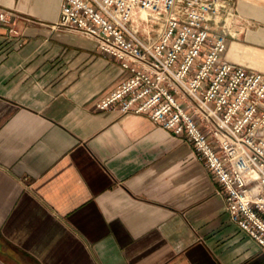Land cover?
Segmentation results:
<instances>
[{"label":"crops","instance_id":"crops-1","mask_svg":"<svg viewBox=\"0 0 264 264\" xmlns=\"http://www.w3.org/2000/svg\"><path fill=\"white\" fill-rule=\"evenodd\" d=\"M62 3L0 0L16 13L14 33L0 24V264H264L187 139L96 108L125 73L51 28ZM220 13L206 24L225 59L264 72V0Z\"/></svg>","mask_w":264,"mask_h":264},{"label":"built area","instance_id":"built-area-1","mask_svg":"<svg viewBox=\"0 0 264 264\" xmlns=\"http://www.w3.org/2000/svg\"><path fill=\"white\" fill-rule=\"evenodd\" d=\"M62 2L51 28L82 33L125 73L96 108L144 113L187 139L223 188L231 221L264 251V72L226 60L225 37L210 36L206 23L227 0ZM136 13L157 32L142 36ZM15 15L0 4L9 33Z\"/></svg>","mask_w":264,"mask_h":264},{"label":"rangeland","instance_id":"rangeland-1","mask_svg":"<svg viewBox=\"0 0 264 264\" xmlns=\"http://www.w3.org/2000/svg\"><path fill=\"white\" fill-rule=\"evenodd\" d=\"M133 16H134L133 17V20H134L133 21V24L134 25H137V26L143 25L142 28L146 29L147 31L148 30L150 31L152 29L151 26H148L147 24H144L143 22L140 24V20H145L146 19V17H144V15H141V14L136 13ZM140 33L142 34V36H144V37L146 36L147 37V34L145 32H143V31L140 30ZM152 37H155V34L154 33L152 34Z\"/></svg>","mask_w":264,"mask_h":264}]
</instances>
